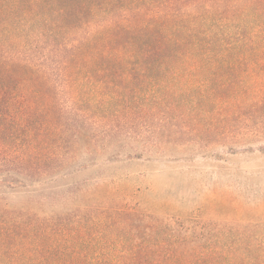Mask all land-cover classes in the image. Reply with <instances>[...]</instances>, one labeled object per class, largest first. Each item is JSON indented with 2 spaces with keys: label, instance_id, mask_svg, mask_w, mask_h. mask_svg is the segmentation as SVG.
I'll use <instances>...</instances> for the list:
<instances>
[{
  "label": "trees",
  "instance_id": "16d2710c",
  "mask_svg": "<svg viewBox=\"0 0 264 264\" xmlns=\"http://www.w3.org/2000/svg\"><path fill=\"white\" fill-rule=\"evenodd\" d=\"M251 119L264 139V0H0V264H264V205L245 242L73 179L145 157L126 141L220 139ZM49 197L65 208L44 212Z\"/></svg>",
  "mask_w": 264,
  "mask_h": 264
},
{
  "label": "rangeland",
  "instance_id": "374dc122",
  "mask_svg": "<svg viewBox=\"0 0 264 264\" xmlns=\"http://www.w3.org/2000/svg\"><path fill=\"white\" fill-rule=\"evenodd\" d=\"M254 122H240L232 134L214 140L194 138L186 144L163 145L141 139L126 141L125 153L142 152L145 157L107 164L102 156L99 165L73 179L89 180L82 185L81 193H111L113 199L124 200L141 211L183 223L193 220L207 227L228 223L249 242L253 214L264 205V151H258L264 147V139L252 140ZM88 159L82 154L79 163ZM66 190L59 194L65 192L62 196H66ZM38 196L10 192L3 197L12 206H36ZM61 198L46 199L43 211H62L66 203Z\"/></svg>",
  "mask_w": 264,
  "mask_h": 264
}]
</instances>
